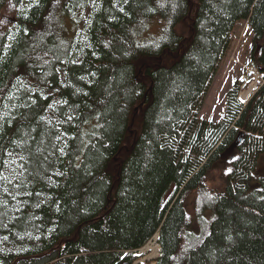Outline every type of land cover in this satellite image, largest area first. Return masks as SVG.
Segmentation results:
<instances>
[{
  "label": "trees",
  "instance_id": "obj_1",
  "mask_svg": "<svg viewBox=\"0 0 264 264\" xmlns=\"http://www.w3.org/2000/svg\"><path fill=\"white\" fill-rule=\"evenodd\" d=\"M8 4L0 264H135L156 235L157 264H264V83L198 116L236 24L264 46V0H0V21Z\"/></svg>",
  "mask_w": 264,
  "mask_h": 264
},
{
  "label": "rangeland",
  "instance_id": "obj_2",
  "mask_svg": "<svg viewBox=\"0 0 264 264\" xmlns=\"http://www.w3.org/2000/svg\"><path fill=\"white\" fill-rule=\"evenodd\" d=\"M1 14L0 32L11 25L14 18L13 6L8 4ZM254 41L255 35L249 23L247 21H239L232 33L231 46L218 69L215 80L212 82L206 95H204V103L199 111V118L207 119L212 122L221 121L227 112L228 93L232 89L236 86H240L241 91L239 93V99L241 103L245 104L246 101H243L245 99L240 95L248 91L253 83L257 85L258 89L264 82V74L255 68L253 63V56L260 57L264 51V46H260L258 42L255 43ZM260 159L261 169L259 172L264 174V155ZM224 166L225 165H218L215 170L210 173V187L218 185L222 181L221 179L225 177L224 173L226 172L227 166ZM262 176L264 177V175ZM194 199L195 194H190L187 200V214L192 218V227L198 232L199 222L195 215L192 214ZM211 215L212 213L208 211L205 217L210 219ZM141 253L142 254H136L138 256L136 262L145 260V264H157L155 260L149 259L152 254L151 251L147 250L144 254L143 252Z\"/></svg>",
  "mask_w": 264,
  "mask_h": 264
},
{
  "label": "bare ground",
  "instance_id": "obj_3",
  "mask_svg": "<svg viewBox=\"0 0 264 264\" xmlns=\"http://www.w3.org/2000/svg\"><path fill=\"white\" fill-rule=\"evenodd\" d=\"M261 85H260V87H261ZM260 87L257 89V85L255 83H253V85H251V88L248 91H246L244 94L240 95L241 97H243V99H245V100H243V101H246L245 104H248V102L253 98L254 94L258 92ZM236 148H238V146ZM155 237H157V239ZM158 239H159V235L154 236L150 241H148L149 243L146 245V247L143 248L142 250H140L138 252V254H142L141 252H143V254H144V252L147 251V250L151 251L152 254H151V257L149 259L156 261L160 257L159 253H160V250H161V247H160V245H159V243L157 241ZM135 264H145V260H142L140 262H136Z\"/></svg>",
  "mask_w": 264,
  "mask_h": 264
},
{
  "label": "water",
  "instance_id": "obj_4",
  "mask_svg": "<svg viewBox=\"0 0 264 264\" xmlns=\"http://www.w3.org/2000/svg\"><path fill=\"white\" fill-rule=\"evenodd\" d=\"M242 137H243V134H240L238 139H237V141H236V143L231 146V149H235L237 146H239L241 144Z\"/></svg>",
  "mask_w": 264,
  "mask_h": 264
},
{
  "label": "built area",
  "instance_id": "obj_5",
  "mask_svg": "<svg viewBox=\"0 0 264 264\" xmlns=\"http://www.w3.org/2000/svg\"><path fill=\"white\" fill-rule=\"evenodd\" d=\"M157 239V237H155Z\"/></svg>",
  "mask_w": 264,
  "mask_h": 264
}]
</instances>
